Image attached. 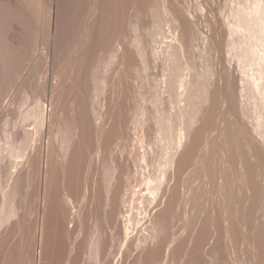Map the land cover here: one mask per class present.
Returning <instances> with one entry per match:
<instances>
[{"label": "bare ground", "instance_id": "1", "mask_svg": "<svg viewBox=\"0 0 264 264\" xmlns=\"http://www.w3.org/2000/svg\"><path fill=\"white\" fill-rule=\"evenodd\" d=\"M201 3L0 0V264H264V0Z\"/></svg>", "mask_w": 264, "mask_h": 264}, {"label": "rangeland", "instance_id": "2", "mask_svg": "<svg viewBox=\"0 0 264 264\" xmlns=\"http://www.w3.org/2000/svg\"><path fill=\"white\" fill-rule=\"evenodd\" d=\"M226 1L227 0H206L205 2H204V0H202V3H201V5H202V7H204L205 8V11H204V8L199 12L200 14H201V12H202V15L205 17V15H204V13L206 14L207 13V16L206 17H208L209 15H211L212 17H214L215 19L216 18H222L224 21H227L228 19H231L230 17V11H231V9H232V6H233V4H234V6L235 5H237V1L236 0H228L227 1V4H226ZM210 2V3H209ZM233 2V3H232ZM250 4V3H249ZM214 5V6H213ZM209 6H211V7H209ZM233 6V7H234ZM213 7V8H212ZM216 7V8H215ZM211 8V9H210ZM209 9V10H208ZM214 10V11H213ZM204 11V12H203ZM208 11V12H207ZM217 13H216V12ZM223 11V12H222ZM225 11V12H224ZM220 12H222L221 14H220ZM208 13H209V15H208ZM213 13V14H212ZM229 13V14H228ZM214 15V16H213ZM215 15H216V17H215ZM222 15H223V17H222ZM201 16V15H200ZM203 16H201V17H199V20H198V22H199V29H200V31H202V36L204 37L203 39H205V40H202V42L201 43H204L205 44V42H206V38L205 37H207L206 35H207V33H205V32H207L208 31V27L205 25V22L203 21L204 20V17ZM227 16H230V17H227ZM227 17V18H226ZM200 18L202 19V20H200ZM222 19H218V20H222ZM201 22V23H200ZM203 27V28H202ZM206 27V28H205ZM202 29V30H201ZM205 31H204V30ZM205 35V36H204ZM216 39V38H215ZM215 39H213V40H211L212 41V45H213V51H212V54H211V60H212V67H211V75H214L213 77H211V80H212V82L214 81V83H213V85H215V84H218V83H221L223 80V75L226 73V71H228V70H230V73H232V74H240V71H241V68L239 67L240 65H239V63H238V61H237V59L234 57V55H233V50H232V48L231 47H227V45L225 46V45H223V46H218V44H217V42H219L217 39L215 40ZM215 41H217L216 42V46H215V43L214 42ZM203 44V45H204ZM200 45H202V44H200ZM202 45V46H203ZM218 46V47H217ZM225 46V47H224ZM215 48V49H214ZM216 51V52H215ZM233 51V52H232ZM215 60V61H214ZM215 66H214V65ZM224 68H226V69H224ZM227 68H229V69H227ZM223 70V71H222ZM225 70V71H224ZM214 72V73H213ZM228 73V72H227ZM222 74V75H221ZM229 74V73H228ZM220 75L222 76V78H220ZM222 80V81H221ZM237 116H238V120L240 121H238L239 122V124L240 125H238V124H235V123H237V120H236V122H234L233 121V119L235 120V119H237ZM242 116V117H241ZM244 116L245 115H242V114H235V113H231V112H227V116H225V118L222 120L221 119V122H220V124H223L222 126H224V124H226V123H229L230 121H233L234 123H230L231 125H233V126H235V127H237V126H242V124H244L245 122L246 123H248V119L250 120V118L249 117H247L248 119H246V118H244ZM242 118V120H240ZM226 120V121H225ZM229 120V121H228ZM251 121V120H250ZM245 123V124H246ZM248 124H251V122H249ZM248 124H246L247 126H248ZM237 125V126H236ZM245 125V126H246ZM215 131V130H214ZM196 180H198L199 181V179L197 178ZM221 180V179H220ZM198 181H194V182H198ZM218 181H219V178H218ZM213 198V196H211V197H208V201L206 200V206H208L209 207V204L210 203H212V201L210 200V199H212ZM174 223H172V230L174 231V233L175 232H178V233H176V235H179L181 232H182V228H181V222L179 221V219H178V217H175L174 218V221H173ZM178 222V223H177ZM176 226V228H175V226ZM247 225H249V224H247ZM244 226V228H242L243 230H246L245 232L248 234V232H247V230H250L251 228L250 227H248V226ZM175 229H174V228ZM178 227V228H177ZM247 228V229H246ZM176 230H179V231H176ZM251 231V230H250ZM249 231V232H250ZM220 232L218 231H216V233H215V235L212 237V241L214 242V239L217 237V239H218V241H219V239L221 240V241H219V242H222L223 241V239H224V237H223V235H221V233L219 234ZM220 235V236H219ZM216 236V237H215ZM220 237V238H219ZM231 237H234V235H232ZM230 237V238H231ZM217 239H215L216 241H215V243H218L217 242ZM233 239V241H234V238H232ZM211 241V242H212ZM240 244V242L238 243L237 242V239L234 241V242H232V251H238V253H239V251H240V253H241V251L243 252V253H241V255H240V253L238 254V256H239V262H238V264H248L249 263V260L247 259V257H248V253H247V250H245V247H242V245H239ZM189 246H188V248L190 249V244H188ZM240 246V247H239ZM247 249V248H246ZM247 253V254H246ZM193 254H196V253H193ZM242 254H244V255H242ZM170 255V254H169ZM168 255V257L167 258H165L166 260H162L163 261V263L164 264H183V261H184V259H185V255H177V257L175 256V257H173L172 255H170L169 256ZM246 255V256H245ZM184 256V257H183ZM177 258V259H176ZM173 259V260H172ZM179 259V260H178ZM241 259V260H240ZM244 259V260H243ZM181 260V261H180ZM179 261V262H178ZM241 261V262H240ZM244 261H245V263H244ZM162 262L160 263V264H163ZM251 264V263H250Z\"/></svg>", "mask_w": 264, "mask_h": 264}]
</instances>
